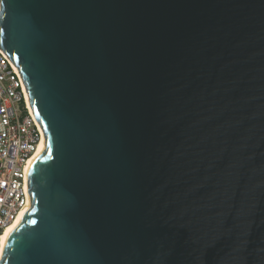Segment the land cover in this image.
I'll list each match as a JSON object with an SVG mask.
<instances>
[{
  "label": "water",
  "instance_id": "1",
  "mask_svg": "<svg viewBox=\"0 0 264 264\" xmlns=\"http://www.w3.org/2000/svg\"><path fill=\"white\" fill-rule=\"evenodd\" d=\"M45 150L0 264H264V0H2Z\"/></svg>",
  "mask_w": 264,
  "mask_h": 264
},
{
  "label": "built area",
  "instance_id": "2",
  "mask_svg": "<svg viewBox=\"0 0 264 264\" xmlns=\"http://www.w3.org/2000/svg\"><path fill=\"white\" fill-rule=\"evenodd\" d=\"M2 6H0V21ZM42 142H46L43 124L32 113L31 97L16 64L0 45V246L5 230L21 212L31 205L28 169H21L23 158H33ZM33 163V162H32ZM26 179V188H19Z\"/></svg>",
  "mask_w": 264,
  "mask_h": 264
},
{
  "label": "bare ground",
  "instance_id": "3",
  "mask_svg": "<svg viewBox=\"0 0 264 264\" xmlns=\"http://www.w3.org/2000/svg\"><path fill=\"white\" fill-rule=\"evenodd\" d=\"M0 6H2V0H0ZM32 113H35V116L37 117V119H39V117L37 116L33 106H32ZM43 133H45L44 127H43ZM44 150H45V143L42 142L40 144L35 156L32 159L31 158H23L21 160V169H28V166L31 165L32 162H34L36 160V158H38L44 152ZM19 188H26V179H19ZM21 196L22 197H29V190L28 189H21ZM30 208H31V205L27 206L21 212V214L18 216L16 221L13 224H11L5 230V233L3 234V237H2V244L0 246V261L2 259L3 254H4V248L6 246L8 239L13 234V232H15V230L18 228V226H20V224L23 222L25 215L30 210Z\"/></svg>",
  "mask_w": 264,
  "mask_h": 264
}]
</instances>
